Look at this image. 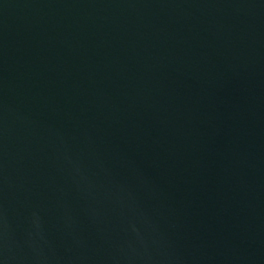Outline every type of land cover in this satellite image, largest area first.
<instances>
[{
    "label": "water",
    "instance_id": "1",
    "mask_svg": "<svg viewBox=\"0 0 264 264\" xmlns=\"http://www.w3.org/2000/svg\"><path fill=\"white\" fill-rule=\"evenodd\" d=\"M0 264H264V0H0Z\"/></svg>",
    "mask_w": 264,
    "mask_h": 264
}]
</instances>
